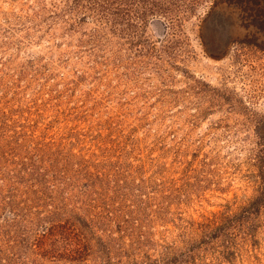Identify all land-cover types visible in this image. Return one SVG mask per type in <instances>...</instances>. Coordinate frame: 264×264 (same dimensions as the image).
I'll return each mask as SVG.
<instances>
[{
	"label": "rangeland",
	"instance_id": "1",
	"mask_svg": "<svg viewBox=\"0 0 264 264\" xmlns=\"http://www.w3.org/2000/svg\"><path fill=\"white\" fill-rule=\"evenodd\" d=\"M215 2L0 0V264H264V51Z\"/></svg>",
	"mask_w": 264,
	"mask_h": 264
},
{
	"label": "trees",
	"instance_id": "2",
	"mask_svg": "<svg viewBox=\"0 0 264 264\" xmlns=\"http://www.w3.org/2000/svg\"><path fill=\"white\" fill-rule=\"evenodd\" d=\"M217 3L224 4L237 10V16L240 20V25L243 28H249L252 33H248L244 36L239 43H245L251 45L254 48H258L264 51V42H257V37H264V0H215ZM215 2V3H216ZM209 18V19H208ZM208 24L215 25L221 23V18L215 13L210 11L207 14ZM264 135V132H263ZM264 179V175H263Z\"/></svg>",
	"mask_w": 264,
	"mask_h": 264
}]
</instances>
